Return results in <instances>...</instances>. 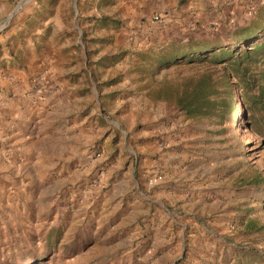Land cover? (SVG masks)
<instances>
[{
  "label": "rangeland",
  "instance_id": "1",
  "mask_svg": "<svg viewBox=\"0 0 264 264\" xmlns=\"http://www.w3.org/2000/svg\"><path fill=\"white\" fill-rule=\"evenodd\" d=\"M24 1L0 0V58L44 24H76L81 63L96 70L87 110L103 131L89 144L92 171L73 158L62 175L0 174V264H264V109L236 101L223 118L191 119L160 97L180 70L148 57L262 26L264 0ZM1 60L0 79L20 85L12 70L29 63Z\"/></svg>",
  "mask_w": 264,
  "mask_h": 264
},
{
  "label": "crops",
  "instance_id": "2",
  "mask_svg": "<svg viewBox=\"0 0 264 264\" xmlns=\"http://www.w3.org/2000/svg\"><path fill=\"white\" fill-rule=\"evenodd\" d=\"M76 28V24H44L36 31L39 39H27L24 46L0 58L7 59L3 62L7 68L18 60L29 63L12 70L22 78L20 85L0 79V174L32 166L62 175L69 173L73 158L74 166L92 171L88 148L93 137H101L102 118L97 110H87L93 102L86 82H93L96 70L81 63L86 54L81 55L79 41L71 35ZM40 39L52 46L48 54L36 50L34 43Z\"/></svg>",
  "mask_w": 264,
  "mask_h": 264
},
{
  "label": "trees",
  "instance_id": "3",
  "mask_svg": "<svg viewBox=\"0 0 264 264\" xmlns=\"http://www.w3.org/2000/svg\"><path fill=\"white\" fill-rule=\"evenodd\" d=\"M224 40L192 37L149 53L154 70H180L163 81L160 97L194 120L232 114L236 101L264 109V25L238 28Z\"/></svg>",
  "mask_w": 264,
  "mask_h": 264
},
{
  "label": "built area",
  "instance_id": "4",
  "mask_svg": "<svg viewBox=\"0 0 264 264\" xmlns=\"http://www.w3.org/2000/svg\"><path fill=\"white\" fill-rule=\"evenodd\" d=\"M152 19H154V20H156V21H160V20L162 19V17L159 16V15H155V16H153ZM98 157H101V155H98ZM157 183H158V177H157V176H153V177H151V179H150V181H149V185L153 186V185H155V184H157Z\"/></svg>",
  "mask_w": 264,
  "mask_h": 264
},
{
  "label": "water",
  "instance_id": "5",
  "mask_svg": "<svg viewBox=\"0 0 264 264\" xmlns=\"http://www.w3.org/2000/svg\"><path fill=\"white\" fill-rule=\"evenodd\" d=\"M24 2H25V1H24ZM20 7H21V6H19L15 12H17V11L20 9Z\"/></svg>",
  "mask_w": 264,
  "mask_h": 264
},
{
  "label": "bare ground",
  "instance_id": "6",
  "mask_svg": "<svg viewBox=\"0 0 264 264\" xmlns=\"http://www.w3.org/2000/svg\"><path fill=\"white\" fill-rule=\"evenodd\" d=\"M27 0H25V2H26Z\"/></svg>",
  "mask_w": 264,
  "mask_h": 264
}]
</instances>
